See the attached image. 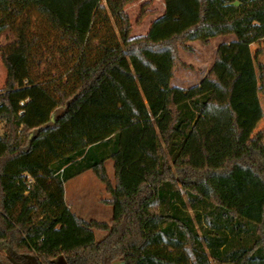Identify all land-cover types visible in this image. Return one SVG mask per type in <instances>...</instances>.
<instances>
[{"label": "trees", "instance_id": "trees-1", "mask_svg": "<svg viewBox=\"0 0 264 264\" xmlns=\"http://www.w3.org/2000/svg\"><path fill=\"white\" fill-rule=\"evenodd\" d=\"M105 1L117 35L101 0H0V37L13 35L0 44V264H264V64L256 74L249 48L264 0H162L136 37L129 0ZM33 12L56 33L57 63L33 60ZM228 34L198 84L170 86L179 49ZM87 170L108 221L64 201Z\"/></svg>", "mask_w": 264, "mask_h": 264}, {"label": "rangeland", "instance_id": "rangeland-1", "mask_svg": "<svg viewBox=\"0 0 264 264\" xmlns=\"http://www.w3.org/2000/svg\"><path fill=\"white\" fill-rule=\"evenodd\" d=\"M100 7L103 12L109 16L110 28L112 32L116 35L118 34V29L115 20L109 15L107 9L106 1L101 0ZM162 0H129L123 7V11L127 14L129 24H130V36L136 37L141 36L145 33L148 21L153 18L155 14L160 12L162 9ZM32 21V31L38 33L42 39L41 43L37 45L38 53L37 55L33 53V60H36L40 54H42V60L47 56L51 55L54 62H58L60 56L57 55L50 45L55 42L56 33L51 29L50 25L47 23L43 16L33 12L31 16ZM96 25V23H95ZM13 35L8 33L0 37V44L7 42L12 39ZM96 42V41H94ZM191 50L179 49V59L182 64H179L175 68V80H178V84H183V86H190L198 83L203 76L204 72L210 65V60L212 56V49L210 46H204L196 41L189 42ZM259 50V54L254 59V66L256 74H258L257 64H264V39L251 44L250 51L252 56H255V52ZM54 63V66L55 64ZM184 64V65H183ZM53 65V63H51ZM43 65L40 66L42 68ZM61 71L51 70V75H57ZM6 78V68L3 64L0 54V89L3 87ZM185 80L182 83L179 80ZM258 98L260 106L262 108V118L256 125L254 132L262 130L264 132V97L261 92H258ZM56 112V111H54ZM55 114V113H54ZM3 122H0V134L3 131ZM264 143V138H263ZM105 169L108 178L113 183V167L112 161L108 160L105 163ZM109 197L105 190V185L98 180V178L89 170L83 171L77 176H74L64 183V198L69 205V209L74 212L79 217L90 220L98 221H108L112 214V209L108 205L104 204L103 201ZM189 214L193 215L192 209L188 208ZM194 223L197 229H199L200 223L194 219ZM96 240L102 238L105 231L95 230L94 231ZM57 258V257H56ZM37 263L34 257H30ZM55 259V258H54ZM58 264H65L63 258L58 256ZM119 264V263H113ZM212 264H219L212 262Z\"/></svg>", "mask_w": 264, "mask_h": 264}, {"label": "crops", "instance_id": "crops-1", "mask_svg": "<svg viewBox=\"0 0 264 264\" xmlns=\"http://www.w3.org/2000/svg\"><path fill=\"white\" fill-rule=\"evenodd\" d=\"M162 5H163V7H162V9L160 10V12H158L157 14H155L154 16H153V18L152 19H150V21H148V25H147V28H148V26H149V24H150V22L154 19V18H156L157 16H159L163 11H164V3H163V1H162ZM146 28V29H147ZM235 39V36L233 35V34H228V35H221V36H215V37H212V38H210L209 39V42H208V44H206V45H204V46H210L211 47V49H212V56H211V62H210V65H209V67L206 69V71L204 72V74H203V76L201 77V79L205 76V74L208 72V70L210 69V67L212 66V64H213V62H214V58H215V53H216V49H217V47L220 45V44H223V43H230L231 41H233ZM189 42H191V41H189ZM189 42H188V45H189ZM196 42H198V41H196ZM198 43H200V42H198ZM201 44V43H200ZM251 44H254V43H251ZM251 44L249 45V48H250V46H251ZM203 45V44H202ZM174 75H175V71H174V74H173V76H172V78L170 79V86H173V87H180V88H188V87H190V86H192V85H190V86H183V84H178V80H175V77H174ZM200 79V80H201ZM179 81H181V82H179V83H182V82H184L185 80H179ZM200 82V81H199ZM198 82V83H199ZM198 83H195V84H198ZM195 84H193V85H195ZM259 123V122H258ZM257 123V124H258ZM64 201H65V203H66V205L69 207V205L67 204V201H66V199L64 198ZM58 258V257H57ZM57 258H55L54 259V262L56 263V264H58V262H57ZM27 264H36V262H34V260L32 259H29V261H28V263Z\"/></svg>", "mask_w": 264, "mask_h": 264}]
</instances>
